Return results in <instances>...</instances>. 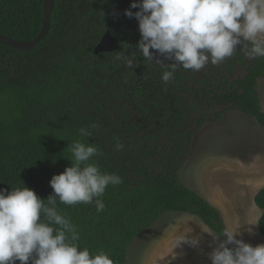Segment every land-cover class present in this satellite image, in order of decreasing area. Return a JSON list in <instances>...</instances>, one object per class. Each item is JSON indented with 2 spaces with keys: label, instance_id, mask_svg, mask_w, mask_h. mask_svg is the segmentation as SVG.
Segmentation results:
<instances>
[{
  "label": "trees",
  "instance_id": "obj_1",
  "mask_svg": "<svg viewBox=\"0 0 264 264\" xmlns=\"http://www.w3.org/2000/svg\"><path fill=\"white\" fill-rule=\"evenodd\" d=\"M132 2L55 0L50 30L38 45L21 50L0 43V190L26 186L46 200L54 192L52 177L71 166V142L95 144L103 155L93 160L123 183L106 188L102 212L94 203H57L77 227L80 248L107 251L118 264H128L132 243L168 211L193 215L226 239L220 211L184 185L179 172L196 132L227 111L240 110L264 127V57L248 59L241 44L219 65L177 67L165 83V66L143 59L136 48L138 21L124 15ZM44 19L45 0H0L1 35L33 40ZM107 30L116 49L97 54ZM117 52L134 55L133 65L117 60ZM83 127L92 135L80 137ZM255 203L264 237V187Z\"/></svg>",
  "mask_w": 264,
  "mask_h": 264
},
{
  "label": "clouds",
  "instance_id": "obj_2",
  "mask_svg": "<svg viewBox=\"0 0 264 264\" xmlns=\"http://www.w3.org/2000/svg\"><path fill=\"white\" fill-rule=\"evenodd\" d=\"M124 15L138 21L136 48L143 59L165 66V83L174 79L177 67L199 71L209 62L219 65L241 44L248 59L264 57V0H133ZM157 55L174 63L164 64ZM116 59L131 67L135 56L117 52ZM79 135L92 133L83 127ZM116 148L123 145L118 142ZM68 149L71 166L52 177L54 192L46 200L26 186L0 190V264H118L107 251L80 248L77 227L57 200L69 206L94 203L102 212L106 188L123 183L122 177L101 171L93 158L103 153L95 144L74 139ZM237 235L224 229L226 239L209 253L212 264H264V244L252 246Z\"/></svg>",
  "mask_w": 264,
  "mask_h": 264
},
{
  "label": "rangeland",
  "instance_id": "obj_3",
  "mask_svg": "<svg viewBox=\"0 0 264 264\" xmlns=\"http://www.w3.org/2000/svg\"><path fill=\"white\" fill-rule=\"evenodd\" d=\"M259 93L264 110V77ZM179 180L220 211L237 239L264 244L261 210L253 201L264 184V127L253 116L234 109L205 123L194 135ZM220 242L199 218L168 211L132 243L128 264H212L209 253Z\"/></svg>",
  "mask_w": 264,
  "mask_h": 264
},
{
  "label": "water",
  "instance_id": "obj_4",
  "mask_svg": "<svg viewBox=\"0 0 264 264\" xmlns=\"http://www.w3.org/2000/svg\"><path fill=\"white\" fill-rule=\"evenodd\" d=\"M55 0H45V19L40 34L33 40L20 41L0 34V43L12 46L17 49L27 50L38 45L45 38L50 30L51 14L54 8ZM116 38L110 30H107L100 42L95 47V53L111 52L116 49ZM18 264V260L15 261Z\"/></svg>",
  "mask_w": 264,
  "mask_h": 264
},
{
  "label": "crops",
  "instance_id": "obj_5",
  "mask_svg": "<svg viewBox=\"0 0 264 264\" xmlns=\"http://www.w3.org/2000/svg\"><path fill=\"white\" fill-rule=\"evenodd\" d=\"M264 187V184L254 193V195H253V201L255 202V196H256V194L258 193V191L261 189V188H263ZM256 204V203H255ZM258 207V206H257ZM261 210V209H260ZM261 213H262V211H261ZM261 213H260V216H261ZM259 221V220H258ZM207 226V225H206ZM259 229V228H258Z\"/></svg>",
  "mask_w": 264,
  "mask_h": 264
}]
</instances>
